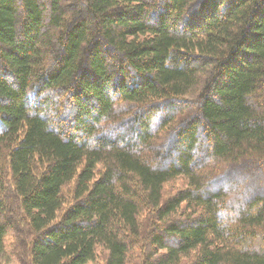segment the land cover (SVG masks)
Wrapping results in <instances>:
<instances>
[{
	"label": "trees",
	"instance_id": "obj_1",
	"mask_svg": "<svg viewBox=\"0 0 264 264\" xmlns=\"http://www.w3.org/2000/svg\"><path fill=\"white\" fill-rule=\"evenodd\" d=\"M5 255L264 264V0H0Z\"/></svg>",
	"mask_w": 264,
	"mask_h": 264
},
{
	"label": "rangeland",
	"instance_id": "obj_2",
	"mask_svg": "<svg viewBox=\"0 0 264 264\" xmlns=\"http://www.w3.org/2000/svg\"><path fill=\"white\" fill-rule=\"evenodd\" d=\"M223 171L224 175L228 176V180L231 181V183L225 187L226 190L239 189L237 192L240 193L244 199H250L260 192L259 190H261L262 183L260 179L261 174L253 170L251 166L242 163V165H239L237 169H235L230 165ZM1 259L9 264H17L12 257L6 255L2 256Z\"/></svg>",
	"mask_w": 264,
	"mask_h": 264
}]
</instances>
